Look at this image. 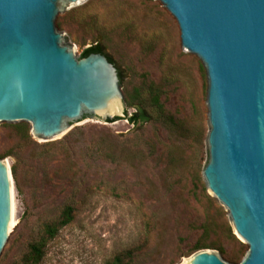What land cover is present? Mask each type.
I'll use <instances>...</instances> for the list:
<instances>
[{"label": "rangeland", "instance_id": "obj_1", "mask_svg": "<svg viewBox=\"0 0 264 264\" xmlns=\"http://www.w3.org/2000/svg\"><path fill=\"white\" fill-rule=\"evenodd\" d=\"M59 28L77 57L99 44L115 61L124 116L136 111L137 102L129 105L135 92L154 83L177 124L86 121L55 145H42L29 125L0 130V159L17 174L16 239L5 264H23L67 205L75 219L48 243L40 264H108L130 254L133 264H186L200 252L203 224L231 226L203 179L209 160L203 63L184 53L178 22L158 0H94ZM217 241L228 254L243 251L242 259L248 251L240 239L206 238Z\"/></svg>", "mask_w": 264, "mask_h": 264}, {"label": "water", "instance_id": "obj_2", "mask_svg": "<svg viewBox=\"0 0 264 264\" xmlns=\"http://www.w3.org/2000/svg\"><path fill=\"white\" fill-rule=\"evenodd\" d=\"M92 1L0 0V130L29 125L55 145L86 121L125 123L115 65L77 57L59 28ZM158 1L178 22L184 53L206 70V188L248 246L238 264H264V0ZM15 239L12 171L0 159V264ZM186 264L231 263L204 250Z\"/></svg>", "mask_w": 264, "mask_h": 264}, {"label": "trees", "instance_id": "obj_3", "mask_svg": "<svg viewBox=\"0 0 264 264\" xmlns=\"http://www.w3.org/2000/svg\"><path fill=\"white\" fill-rule=\"evenodd\" d=\"M91 54L105 55L108 60L116 66L115 61L106 55L102 45L97 44L84 50L81 58H87ZM119 77L121 82L122 75L120 73ZM151 84L152 85L147 87L145 93H141L140 90H137L135 92L136 94L132 96L129 105L133 106L134 104H131L132 102H137L138 105L135 106L136 111L134 114L129 116L128 112L126 113L125 119L128 120L131 125L142 127L156 118H163L165 121L169 120L173 125L176 126L177 122L174 121V119L169 114H167L165 105L161 100V90L156 84ZM118 120L120 119L109 120V122L112 123ZM12 174L16 178L17 174L15 168H13ZM209 199L218 207L220 212H222L225 216L228 215L216 199L212 197ZM74 219L75 208L73 206L67 205L59 219L45 225L39 240L30 246L29 253L23 260V264H40L44 257V252L48 243L53 240L63 228L70 225ZM202 230L203 235L201 240L195 245V251L213 249L219 251L222 258L231 264H238L242 261L241 253H243V251L241 252L240 250L239 252L228 254L225 251L223 244H221V241H217L212 244H207L206 242V238H208L211 234H216L219 238L223 237L239 243V239L235 235L234 230L229 225V223L226 222L224 224H219L215 222V220L210 219L209 222L203 224ZM133 260L134 258L132 254H130V256L119 255L108 264H133Z\"/></svg>", "mask_w": 264, "mask_h": 264}]
</instances>
